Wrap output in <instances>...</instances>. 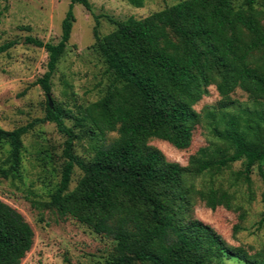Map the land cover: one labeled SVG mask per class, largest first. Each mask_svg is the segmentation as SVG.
<instances>
[{"label": "trees", "instance_id": "trees-1", "mask_svg": "<svg viewBox=\"0 0 264 264\" xmlns=\"http://www.w3.org/2000/svg\"><path fill=\"white\" fill-rule=\"evenodd\" d=\"M127 1L140 9L147 0ZM75 5L92 11L89 0H71L58 44L25 38V44L48 53L47 72L36 81L48 98L47 110L45 117L13 131L0 128V145L11 148L8 168H0V177H16L24 136L52 123L66 137L60 181L48 201L33 206L111 239L115 247L107 264H224L226 257L264 264V250L251 254L231 246L194 213L197 199L211 210L238 209L234 202L240 188L253 185L255 169L264 183L262 4L181 0L144 19L115 22L110 34H96L95 48L109 77L105 93L94 103L78 106L72 116L54 104L51 92L76 22ZM15 44L1 45L0 55ZM212 86L221 97L209 112L217 144L200 150L187 166L170 162L150 141L189 149L201 122L195 106ZM237 90L248 95V104L232 101ZM67 119H74L72 127ZM112 133L118 137L109 141ZM85 138L92 155L88 160L76 153L77 143ZM236 163L241 169L231 172L225 188L218 179ZM76 168L82 177L71 191ZM34 243L32 225L0 199V264H21Z\"/></svg>", "mask_w": 264, "mask_h": 264}, {"label": "rangeland", "instance_id": "rangeland-1", "mask_svg": "<svg viewBox=\"0 0 264 264\" xmlns=\"http://www.w3.org/2000/svg\"><path fill=\"white\" fill-rule=\"evenodd\" d=\"M92 11L81 5L74 6L76 22L66 53L59 62L52 79L51 98L55 105L77 113L78 106L98 101L109 84L104 60L96 51V34L103 38L116 29L115 22L130 17L144 19L151 14L169 8L181 0H147L137 9L127 0H89ZM242 3L244 0H235ZM264 8V0H257ZM71 0H0V46L17 42L8 52L0 55V128L13 131L46 115L48 98L36 81L47 72L48 53L25 44V38L33 37L45 43L58 44L62 36V22ZM260 5L258 7L260 8ZM261 9V8H260ZM238 104H248L246 93L237 90L231 96ZM221 102L216 86L195 106L201 115L193 142L189 149L179 150L169 143L153 139L150 145L160 150L167 160L187 166L190 158L200 150L217 144L213 137V118ZM74 119H67L69 127ZM78 132V130H77ZM118 137L108 135L109 141ZM66 137L55 124L36 126L23 138L22 167L15 178L0 177V199L17 209L32 225L35 243L32 251L21 264H107L114 253L111 239L94 233L76 220L62 218L51 210H37L35 201H48L60 181V170ZM7 143L0 145V168L10 154ZM76 153L88 160L92 155L89 139L76 145ZM241 169L236 163L218 183L229 185L232 171ZM82 177L75 169L70 185L74 190ZM251 188L243 186L234 202V210L219 207L211 210L197 199L195 216L211 226L231 246L243 247L251 254L264 250V183L255 169ZM224 264H244L235 258L224 259Z\"/></svg>", "mask_w": 264, "mask_h": 264}, {"label": "water", "instance_id": "water-1", "mask_svg": "<svg viewBox=\"0 0 264 264\" xmlns=\"http://www.w3.org/2000/svg\"><path fill=\"white\" fill-rule=\"evenodd\" d=\"M50 105L52 106V101L49 99Z\"/></svg>", "mask_w": 264, "mask_h": 264}]
</instances>
